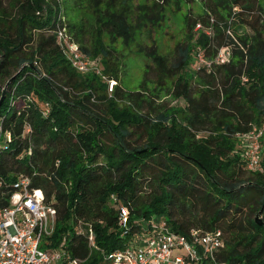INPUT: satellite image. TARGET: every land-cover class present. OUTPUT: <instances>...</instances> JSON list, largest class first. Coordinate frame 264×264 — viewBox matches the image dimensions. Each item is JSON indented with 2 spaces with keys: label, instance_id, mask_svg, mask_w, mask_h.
<instances>
[{
  "label": "trees",
  "instance_id": "16d2710c",
  "mask_svg": "<svg viewBox=\"0 0 264 264\" xmlns=\"http://www.w3.org/2000/svg\"><path fill=\"white\" fill-rule=\"evenodd\" d=\"M208 1L191 29L200 24L211 35L190 36L169 57L149 54L156 84L171 82L170 94L185 102L153 116L141 92L116 85L108 94L107 84L120 82L116 42L127 45L142 30L152 37L162 16L138 6L133 25L129 0H0V210L19 192L17 181L28 179L56 212L48 250L64 242L81 264H105L106 253L138 234L195 229L222 238L213 261L202 264H264V224L242 217L251 202L264 213V153L260 170L244 180L236 140L264 122V30L238 43L225 34L254 5L264 27V0ZM84 3L92 22L73 15ZM63 29L105 80L71 67L57 40ZM229 47V60L216 61ZM119 206L127 210L125 230Z\"/></svg>",
  "mask_w": 264,
  "mask_h": 264
},
{
  "label": "built area",
  "instance_id": "2783aa9c",
  "mask_svg": "<svg viewBox=\"0 0 264 264\" xmlns=\"http://www.w3.org/2000/svg\"><path fill=\"white\" fill-rule=\"evenodd\" d=\"M57 40L65 59L76 72L95 74L105 80L98 63L95 64L84 55L64 29L58 30ZM196 57L205 65L201 54ZM108 84L112 90L114 82ZM263 136L264 124L247 134L237 135L241 141L247 170L253 171L260 166L264 153ZM5 137L10 139L8 134ZM28 185V179H19L15 185L19 192L11 197L8 208L0 210V264H81V260L71 257L64 249V242L56 249H47V239L51 237L55 227L56 212L51 204L44 202L41 191H31ZM111 199L115 200L114 196ZM118 211L120 226L125 230L128 225L127 210L119 206ZM88 241L93 247L91 234ZM43 243L45 248L41 247ZM221 247L220 232L193 229L182 234L159 227L134 236L128 245L106 253L103 259L105 264H202L207 258L213 261L214 254ZM174 249L183 250V254L172 255Z\"/></svg>",
  "mask_w": 264,
  "mask_h": 264
},
{
  "label": "rangeland",
  "instance_id": "374dc122",
  "mask_svg": "<svg viewBox=\"0 0 264 264\" xmlns=\"http://www.w3.org/2000/svg\"><path fill=\"white\" fill-rule=\"evenodd\" d=\"M143 5L148 8V11L150 9L151 15L155 17L160 15L162 18L159 17L160 20L158 22L157 30L152 37L144 35L142 30L141 35H136L135 40L127 45H124L121 40L116 42L114 45L115 54H113V59L117 62L120 82L113 84V91L117 85L122 86L125 91L141 92L144 100H153L151 107L148 109H146L148 101H144L143 108H145V112L147 111L154 116L158 111L172 107L183 109L185 107V102L182 99H175L170 94L172 87L171 82L165 81V83L160 86L156 84L153 63L149 54L151 51H155L160 55L169 57L173 54L175 47L188 40L190 36H193L195 41L197 39V35L201 31L211 35L210 31L202 27L203 25L200 24L196 25L193 30L191 29L192 23L194 21H200L201 17L205 16V9L209 10L211 4L208 0H193V3L191 4L181 2L178 3L175 0H129V7H131L130 10L132 13H135L132 16L133 18L130 19L131 24L134 25L136 23L135 16L138 13V6ZM206 5H209V7L206 8ZM252 12L253 14L250 15H240L238 19L230 24V29L225 32V34L229 35L230 39L235 43H238L239 36L251 34L253 32V28L264 30V27H261L260 24L261 16L259 14V10L256 8V5L253 6ZM73 15L87 23L89 21H93L88 3H84L80 11L78 13L74 11ZM193 33L194 35H192ZM104 41L105 43L108 42L107 39ZM193 45H195V42H193ZM196 58L197 60L199 59L198 57ZM217 58H219V63L227 62L230 58V47L229 49H222L218 53L216 59ZM92 62L96 64L98 61L92 59ZM198 62L200 65H204V63H201L200 60H198ZM145 70H147L146 73ZM109 88L110 86L107 84L108 94L112 92ZM96 106H98V104H95V106L90 105V108L97 112L98 108ZM134 108L138 109L136 105H134ZM263 124L264 122H262L258 128ZM132 140L133 143L137 145L143 143V139H136L135 136L132 137ZM236 140L237 148L240 150L239 154L243 155L241 141L237 137ZM262 147L264 149V136L262 139ZM260 168L261 167L259 166V168L253 171H243L244 173L242 175V179H247L251 176V172L259 171ZM258 209L259 206L256 203L251 202L249 206L243 208V219L245 218V221L248 219L255 220V217L259 212ZM258 219L262 222V224H264V213L261 212ZM175 254L181 255L183 254V250L174 249L172 251V255Z\"/></svg>",
  "mask_w": 264,
  "mask_h": 264
},
{
  "label": "water",
  "instance_id": "95a60500",
  "mask_svg": "<svg viewBox=\"0 0 264 264\" xmlns=\"http://www.w3.org/2000/svg\"><path fill=\"white\" fill-rule=\"evenodd\" d=\"M5 87H6V86H5ZM5 87L2 89V95H1V97H0V103H1V101H2V97L4 96V92H5V89H6ZM261 212H262V209L259 210L258 214H257L256 217H255V222H256V224L259 225V226L262 225V222H260L259 219H258V218H259V215H260Z\"/></svg>",
  "mask_w": 264,
  "mask_h": 264
}]
</instances>
